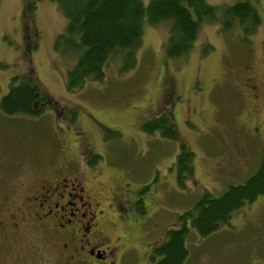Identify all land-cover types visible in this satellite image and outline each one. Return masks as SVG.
<instances>
[{
    "label": "rangeland",
    "instance_id": "obj_1",
    "mask_svg": "<svg viewBox=\"0 0 264 264\" xmlns=\"http://www.w3.org/2000/svg\"><path fill=\"white\" fill-rule=\"evenodd\" d=\"M205 1L219 8L248 1L258 24L203 22L192 50L179 58L165 54L167 24H147L133 69L120 71L115 55L103 80L69 90L66 73L74 58L54 48L67 23L60 8L52 0H0V99L14 76L30 74L52 103L36 117L0 110V176L50 175L45 169L63 164L68 153L71 179L86 192L90 183L100 189L98 216L111 222L104 242L121 246L108 257L110 264H152L156 245L204 191L220 195L248 179L261 162L264 104L249 99L241 83L249 66L252 80L261 82L264 0ZM25 2L31 11H25ZM252 104L260 113L250 122L245 110ZM162 112L172 114L177 142L140 127ZM179 143L193 151L192 172L182 184L171 169ZM97 153L101 159L89 164ZM35 163L39 167L30 171ZM124 213L131 218L121 217ZM228 220L207 237L191 228L183 264H246L250 253H264V195Z\"/></svg>",
    "mask_w": 264,
    "mask_h": 264
},
{
    "label": "trees",
    "instance_id": "obj_2",
    "mask_svg": "<svg viewBox=\"0 0 264 264\" xmlns=\"http://www.w3.org/2000/svg\"><path fill=\"white\" fill-rule=\"evenodd\" d=\"M62 11L67 23L64 31L55 39L54 48L62 55L73 56V64L67 71L65 85L69 90L83 86L87 81H101L111 58L120 61V71L133 69L137 64L136 50L145 25L166 23L167 40L164 43L168 58H179L192 50L203 22H223L229 27L238 22L240 26L250 20L252 28L259 16L248 1L219 8L205 0H52ZM32 10L25 2V11ZM39 84L24 74L14 76L6 94L0 99V110L5 115H30L41 113L51 106ZM140 127L148 134L158 132L161 137L178 141L172 114L162 112ZM171 169L176 180L182 184L192 172L193 151L183 143ZM259 167L241 184H231L220 195L204 191L197 203L181 213L177 227L167 231L163 242L156 245L150 259L152 264H183L189 255L187 239L190 229L199 237H207L226 222L230 214L255 197L264 195V152ZM100 154H94L87 162L97 164ZM157 259H156V258ZM155 258V259H154Z\"/></svg>",
    "mask_w": 264,
    "mask_h": 264
},
{
    "label": "flooded vegetation",
    "instance_id": "obj_3",
    "mask_svg": "<svg viewBox=\"0 0 264 264\" xmlns=\"http://www.w3.org/2000/svg\"><path fill=\"white\" fill-rule=\"evenodd\" d=\"M260 55L264 70V51ZM242 78L246 96L264 104V71L257 84L252 80L253 66ZM249 108L245 116L251 122L260 112L254 104ZM67 155L63 164L45 169L50 175L41 178L30 177L27 172L21 179L19 175L7 179L0 176V264H110L108 257L121 251L114 241L104 242L108 236L106 222H111L98 216L103 210L95 206V199L101 198L100 189L90 183L86 192L77 179H71ZM36 167L37 163L30 171ZM121 192L122 201L128 200L122 188ZM121 217L131 218L125 213ZM246 264H264V253H250Z\"/></svg>",
    "mask_w": 264,
    "mask_h": 264
}]
</instances>
